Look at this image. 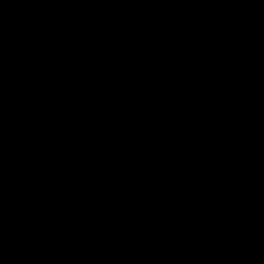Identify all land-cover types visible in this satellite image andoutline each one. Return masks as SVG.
I'll return each mask as SVG.
<instances>
[{"label": "water", "instance_id": "95a60500", "mask_svg": "<svg viewBox=\"0 0 264 264\" xmlns=\"http://www.w3.org/2000/svg\"><path fill=\"white\" fill-rule=\"evenodd\" d=\"M0 264H264V0H0Z\"/></svg>", "mask_w": 264, "mask_h": 264}]
</instances>
